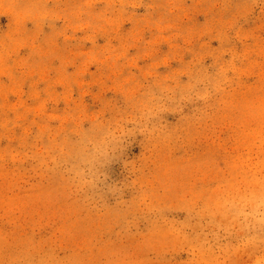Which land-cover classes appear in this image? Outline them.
Returning a JSON list of instances; mask_svg holds the SVG:
<instances>
[{"label":"rangeland","instance_id":"1","mask_svg":"<svg viewBox=\"0 0 264 264\" xmlns=\"http://www.w3.org/2000/svg\"><path fill=\"white\" fill-rule=\"evenodd\" d=\"M0 264H264V0H0Z\"/></svg>","mask_w":264,"mask_h":264}]
</instances>
